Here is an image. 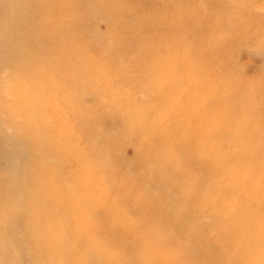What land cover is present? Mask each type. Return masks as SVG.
<instances>
[{"label":"clouds","instance_id":"clouds-1","mask_svg":"<svg viewBox=\"0 0 264 264\" xmlns=\"http://www.w3.org/2000/svg\"><path fill=\"white\" fill-rule=\"evenodd\" d=\"M0 264H264V0H0Z\"/></svg>","mask_w":264,"mask_h":264}]
</instances>
